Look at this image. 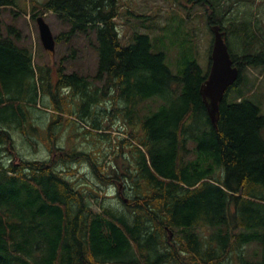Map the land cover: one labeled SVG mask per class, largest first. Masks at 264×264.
Listing matches in <instances>:
<instances>
[{"label": "trees", "instance_id": "trees-1", "mask_svg": "<svg viewBox=\"0 0 264 264\" xmlns=\"http://www.w3.org/2000/svg\"><path fill=\"white\" fill-rule=\"evenodd\" d=\"M229 1L186 0L224 36L245 27V51L229 49L239 75L215 126L195 46L188 55L181 42L169 65L166 35L134 30L122 43L119 0L32 1L33 19L52 12L64 26L55 41L68 50L54 69L35 66L0 18V264H264V109L243 77L264 66V50L245 21L224 26ZM12 5L0 0V16ZM180 25L167 35L173 44ZM78 38L94 53L92 73L78 68ZM149 98L161 103L146 115ZM80 163L97 188L81 183ZM108 185L114 205L101 193Z\"/></svg>", "mask_w": 264, "mask_h": 264}, {"label": "rangeland", "instance_id": "rangeland-1", "mask_svg": "<svg viewBox=\"0 0 264 264\" xmlns=\"http://www.w3.org/2000/svg\"><path fill=\"white\" fill-rule=\"evenodd\" d=\"M15 5L8 6L3 9L0 16L2 20V30L7 31L8 27L14 26L19 30L21 35V43L28 46L33 54V63L35 66L47 64L54 66L59 62L63 55L67 54V46L63 42H56L55 52L51 53L44 49L41 44L36 20L32 18L30 4L34 0H14ZM37 2H44L45 0H35ZM120 15L116 19L117 29L122 43H126L134 30L146 32L154 40L157 36L166 35V57L170 65L174 61V57L178 55L180 48L179 44L185 46L188 50V55H191L189 50L191 45L195 46L194 53L196 54L199 64L208 70L210 47L212 44V34L207 26V18L209 14L204 7L194 5L188 9L186 0H119ZM231 4L228 12H225L223 24L225 27L230 23L229 18H235V21H245L246 26L251 27L252 33L256 38L252 41V47L255 49L264 50V0H230ZM40 8L36 9L35 14L40 12ZM189 13V15L187 14ZM52 33L56 36L64 31V26L52 12H45L41 14ZM150 18V19H149ZM144 22H143V20ZM183 19V21H181ZM180 21L181 32H179L175 44L171 43L168 38L171 26L173 27ZM252 23H251V22ZM245 27L241 29V38H234L227 34L225 36L229 49L236 54H241L242 50L247 46V39L244 35ZM186 37H189L186 38ZM84 41L77 39L75 45L82 48L83 56L79 57L77 61L78 68L89 71L94 70L96 58L91 49L84 47ZM155 44H157L155 42ZM177 44V45H176ZM191 44V45H190ZM75 64L67 63V69H74ZM54 69V67H53ZM173 71V69H172ZM175 72V71H174ZM244 82L249 89V94L255 95L262 108L264 109V66L261 67H247L243 71ZM161 100L159 98H149L145 100L142 105V111L150 114L158 109ZM124 127L122 121H113L112 127L114 130ZM115 139H125L124 134L117 131H112ZM119 156L123 158L124 152H118ZM33 156H40L38 152H34ZM75 174L80 176V181L83 185L95 186L93 182V175L90 168L84 164H76L74 168ZM101 193L104 196L106 203L114 205L118 202L115 188L112 186H101ZM257 245H249L246 247L247 253H252Z\"/></svg>", "mask_w": 264, "mask_h": 264}, {"label": "water", "instance_id": "water-1", "mask_svg": "<svg viewBox=\"0 0 264 264\" xmlns=\"http://www.w3.org/2000/svg\"><path fill=\"white\" fill-rule=\"evenodd\" d=\"M39 38L45 50L54 53L55 36L42 16L36 18ZM213 34L210 51L209 72L200 87V94L206 107L208 116L216 125L219 115V103L227 88L238 79L239 69L234 65L230 56L228 44L218 24L211 25Z\"/></svg>", "mask_w": 264, "mask_h": 264}]
</instances>
